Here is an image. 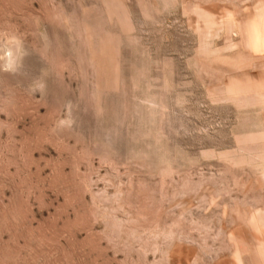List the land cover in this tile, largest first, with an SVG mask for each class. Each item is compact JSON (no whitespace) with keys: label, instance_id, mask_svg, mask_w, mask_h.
<instances>
[{"label":"rangeland","instance_id":"obj_1","mask_svg":"<svg viewBox=\"0 0 264 264\" xmlns=\"http://www.w3.org/2000/svg\"><path fill=\"white\" fill-rule=\"evenodd\" d=\"M0 264H264V0H0Z\"/></svg>","mask_w":264,"mask_h":264}]
</instances>
